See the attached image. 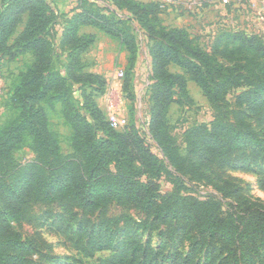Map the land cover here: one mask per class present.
Returning <instances> with one entry per match:
<instances>
[{
    "label": "trees",
    "instance_id": "1",
    "mask_svg": "<svg viewBox=\"0 0 264 264\" xmlns=\"http://www.w3.org/2000/svg\"><path fill=\"white\" fill-rule=\"evenodd\" d=\"M71 14L60 15L48 0H0V55L15 59L28 53L30 63L13 83L12 103L18 114L0 128V163L23 145L38 157L59 159V140L48 126L46 108L61 104L63 114L73 130L71 144L82 150L86 168L68 162L57 168H46L38 162L22 167L13 183H0V264H28L27 258L35 250L32 240L15 230L11 221L23 213L29 202H55L72 199L84 210L96 209L109 201L131 205L164 225L174 223L172 235L186 241L191 239L187 254L175 251L163 258L172 264H199L197 254L207 250L202 264L237 253L248 245H264V205L255 202L244 209L238 206L225 210L218 200L193 196L161 195L158 185L150 179L159 175L162 167L138 129L131 124L122 130L110 126L98 106L85 98L84 107L92 122L75 108L72 85L96 92L105 85L102 77L85 71L82 55L95 41V34L80 32L81 27L97 28L118 41L128 56L123 77L129 87L128 73L137 58L136 39L129 28L135 22L152 41L151 79L149 89V133L165 154L173 160L176 148L171 147L167 132L166 114L176 100L174 94L185 93L186 80H192L211 103L224 100L226 93L243 87L238 101L254 111L264 106V42L258 36L242 32H219L209 50L197 44L182 27L167 26L160 18L158 2L111 0L116 10L126 17L102 11L91 0H78ZM63 18L64 32L58 43L66 51L64 73L55 66V44L50 35L55 23ZM22 28L17 33V27ZM177 72L169 71V66ZM188 155L192 159L190 172L209 179L204 170L224 181L218 187L224 194L248 198L241 188L223 179L212 163L226 164L235 153L249 150L254 157H264V138L241 125L223 122L201 124L188 131ZM178 164L182 159L177 158ZM74 163V164H73ZM116 170L109 169V165ZM74 165V166H73ZM136 165V166H135ZM183 169L184 165L181 166ZM137 169L147 173V180L135 176ZM180 169V167L178 168ZM52 170V171H51ZM147 225V223H146ZM92 235V234H91ZM85 255L109 250L108 258H98L93 264H160V250L139 240L126 237L111 239L91 237L83 247ZM153 257V259H150ZM81 261V259L79 260ZM75 264V263H74Z\"/></svg>",
    "mask_w": 264,
    "mask_h": 264
},
{
    "label": "rangeland",
    "instance_id": "2",
    "mask_svg": "<svg viewBox=\"0 0 264 264\" xmlns=\"http://www.w3.org/2000/svg\"><path fill=\"white\" fill-rule=\"evenodd\" d=\"M65 1L67 0H51L53 4L56 2L59 6L55 5L57 11L64 16L66 12L73 9L70 6L76 4L74 2L69 5ZM91 1L102 11L108 13L112 11L123 19L126 17L115 9L111 0ZM223 9L225 11H221L222 15L230 18L224 23L227 30L230 29L227 32H242L258 36L264 42V5L257 0H232L230 4L224 5ZM64 16L55 23L50 35L57 53L55 66L61 73H64L67 64L66 51L58 47L65 28L62 18ZM128 25L137 43L136 62L132 71L128 73V88H125L127 76H118L120 70L123 74L126 72L127 52L120 49L116 39L97 28L88 27L102 34L104 40L101 38L99 42L104 45L105 40L108 41V44L105 43L108 48L106 49L105 46V49L99 48L100 43L94 47L91 46L82 55L86 63L84 70L93 72L92 69L96 68L93 63L98 61L99 56L102 61L100 66L105 72L97 74L102 77L105 85L100 86L96 92L91 91V88L82 90L78 85H72V101L77 111L92 122L84 107L87 97L98 106L106 116V120L110 111L116 113L120 122L117 130L128 127L132 121L150 150L159 159L158 164L162 170L159 175L151 176L150 179L158 185V192L161 195L211 198L221 202L225 210L237 205L238 211L242 214L246 207L254 205L255 202L264 205V157L257 158L252 156L249 150H242L235 153L226 164H220L218 161L212 163V169L220 171L223 179L241 188V192L248 198V201L243 203V199L224 194L219 190L218 187L224 181L217 179L210 171L202 169L209 175V179L199 178L198 174L192 175L190 168L192 159L195 157L190 158L188 155L190 146L188 131L201 124L223 122L241 125L264 138V106L257 112L242 105L237 97L243 87L233 88L226 93L223 101L211 103L200 88L192 80L187 79L185 93H179L176 90L174 94L176 101L170 105L166 114L171 147L176 148L171 160L149 133V89L152 79L151 55L148 49L152 41L135 22L129 20ZM21 28L22 24L17 27V33ZM182 28L186 29L191 37H195L197 44L205 50L211 49L215 36L222 32L219 29L215 31L212 27L196 29L183 26ZM79 31L86 32L84 27H81ZM121 51L125 53L124 57ZM114 52L116 55L113 58ZM31 60L32 57L28 53L18 54L15 59L0 55V128L18 114L17 107L11 100L13 83ZM169 71L177 72L178 69L170 65ZM43 106L46 108L48 126L59 140V159L53 162L49 157H38L27 145H23L15 150L8 160L0 163V183L15 182L20 169L31 162H38L52 169L72 161L80 164L82 168L84 167L83 169L86 168L84 152L71 144L73 130L64 117L62 105L57 103L53 108H48L45 104ZM176 157L182 159L183 163L178 164ZM183 165L184 168L181 169ZM108 167L116 170L113 164ZM136 172L135 176L140 180L148 179L147 173H142L138 169ZM11 225L23 237L32 240L35 246V250L27 258L28 264H93L98 258H108L112 254L109 250L96 251L92 257L85 255L83 247L88 246L91 237L111 239L114 242L126 237L139 240L155 249H161L160 257L155 259L160 264H172V261H166L163 258L172 256L175 251L187 254L191 250V239L181 242L177 235H172L174 223L164 225L154 222L151 217L136 207L116 201H109L93 210H84L70 198L52 203L29 202L21 216L11 221ZM237 251L226 260L219 257L215 260L209 258L207 261H212L213 264H264V245L252 244L241 250L238 248ZM206 254V249L197 254L196 260L199 264L205 261Z\"/></svg>",
    "mask_w": 264,
    "mask_h": 264
},
{
    "label": "crops",
    "instance_id": "3",
    "mask_svg": "<svg viewBox=\"0 0 264 264\" xmlns=\"http://www.w3.org/2000/svg\"><path fill=\"white\" fill-rule=\"evenodd\" d=\"M48 1L51 2V0H48ZM137 1L158 2L161 7L160 18L162 20V23L167 26H172V27H183L184 26L186 28L191 26L192 28H196V29H199L201 27L203 28L212 27L215 31H217L218 29L220 31H230V29L227 30L226 28L227 26L224 24L228 22V19L230 18H228L229 16L225 17L224 14L222 15L221 11H225V10L223 9L224 5H222L219 0H215V1H211V0H137ZM65 2L69 3V5H72L74 2H76L75 5L70 6L71 8H75L77 5V0H67ZM51 4L53 6L57 5L56 2L55 4L53 3ZM235 5L236 4H234V6ZM69 14H71V12ZM88 27L89 26L84 27L85 31L95 34V43H93L92 45L94 47L96 46V44L100 43L99 39L101 38L102 40L104 39H103L102 34ZM105 43L108 44V41L105 40L104 45L100 43L99 48L105 46L107 49L108 45ZM122 53L124 57L125 53L124 52ZM115 55L116 54L114 52L112 57L114 58ZM101 62L102 61H100L99 56H98V61H95L93 63L96 66V68L92 69L93 72L95 73L105 72L103 71V68L100 66Z\"/></svg>",
    "mask_w": 264,
    "mask_h": 264
},
{
    "label": "built area",
    "instance_id": "4",
    "mask_svg": "<svg viewBox=\"0 0 264 264\" xmlns=\"http://www.w3.org/2000/svg\"><path fill=\"white\" fill-rule=\"evenodd\" d=\"M211 1H215V0H211ZM220 1V3L222 4V5H227V4H230V2L232 1V0H219ZM258 2H260V4H262V5H264V0H257ZM118 76H123V71L122 70H120L119 72H118ZM107 121H108V123L110 124V126L111 127H113V128H117L118 126H119V124H120V122H119V120H118V118H117V115H116V113L114 112V111H110L109 113H108V116H107Z\"/></svg>",
    "mask_w": 264,
    "mask_h": 264
}]
</instances>
